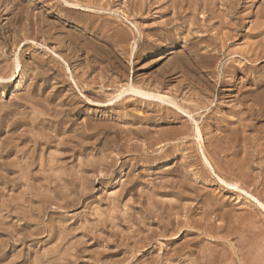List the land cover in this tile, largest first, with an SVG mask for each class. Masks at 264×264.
<instances>
[{
  "label": "rangeland",
  "instance_id": "obj_1",
  "mask_svg": "<svg viewBox=\"0 0 264 264\" xmlns=\"http://www.w3.org/2000/svg\"><path fill=\"white\" fill-rule=\"evenodd\" d=\"M88 1L0 0V264H264V0Z\"/></svg>",
  "mask_w": 264,
  "mask_h": 264
},
{
  "label": "bare ground",
  "instance_id": "obj_2",
  "mask_svg": "<svg viewBox=\"0 0 264 264\" xmlns=\"http://www.w3.org/2000/svg\"><path fill=\"white\" fill-rule=\"evenodd\" d=\"M44 1V0H43ZM59 1V0H58ZM83 1H85V0H83ZM114 1V0H113ZM184 1V3H185V0H183ZM190 1V0H189ZM196 1H198V0H196ZM87 3H88V6H83V5H81V4H79V3H72V2H70V0H60V6H59V8L60 9H62V10H64L65 12L67 11V10H75V11H81V12H86V13H90V15L91 14H94L96 11L94 10V8L92 7V5H93V3H96V2H98V1H86ZM138 2V1H137ZM181 2V1H180ZM195 2V1H194ZM193 2V0H192V3H194ZM143 3V2H142ZM164 3V2H163ZM178 3V2H177ZM189 3H191V1L189 2ZM197 3V2H196ZM195 3V4H196ZM199 3V2H198ZM208 3V2H207ZM206 3V4H207ZM240 3V2H239ZM92 4V5H91ZM104 4V3H103ZM106 4V3H105ZM138 4V3H137ZM145 4V3H144ZM183 4V3H182ZM237 4V3H236ZM200 5V4H199ZM205 5V4H204ZM16 6V5H15ZM163 6V5H162ZM178 6V5H177ZM197 6V5H196ZM214 6V5H213ZM142 7V6H141ZM201 7V6H200ZM7 8V7H6ZM24 8V7H23ZM111 8V7H110ZM192 8H193V6H192ZM197 8V7H196ZM205 8V7H204ZM207 8V7H206ZM95 9H98V8H95ZM99 9H100V6H99ZM102 9V8H101ZM139 9V8H138ZM141 9V8H140ZM145 9V8H144ZM143 9V10H144ZM215 9V8H214ZM24 10V9H23ZM29 10V9H28ZM53 10V9H52ZM56 10V9H55ZM58 10V9H57ZM104 10V9H103ZM170 10V9H169ZM197 10V9H196ZM9 11V10H8ZM68 11V12H69ZM71 11V12H72ZM14 12V11H13ZM21 12V11H20ZM23 12V11H22ZM53 12H54V10H53ZM56 12H58V11H56ZM98 12V11H97ZM103 12H105V11H103ZM179 12V11H178ZM25 13V12H24ZM23 13V14H24ZM50 13V12H49ZM52 13V12H51ZM109 13V12H108ZM54 14H55V12H54ZM97 14H99V13H97ZM96 14V15H97ZM100 14H105V15H107L106 13H100ZM113 14H114V12H113ZM116 14V13H115ZM31 16H32V14H30ZM109 15V14H108ZM111 15V14H110ZM116 15H118V14H116ZM49 16H50V14H49ZM53 16V15H52ZM99 16V15H98ZM115 16V15H114ZM121 16V15H120ZM120 16H118L119 18H120ZM205 16V15H204ZM215 16V15H214ZM117 17V16H116ZM117 17V18H118ZM20 18H21V16H20ZM51 18V17H50ZM127 18V17H126ZM203 18V17H202ZM22 19H26V17H24L23 16V18ZM30 19H31V17H30ZM30 19H29V21H30ZM124 19V18H123ZM226 19V18H225ZM126 20H128V19H126ZM122 21V20H121ZM194 21V20H193ZM24 22V21H23ZM39 22V21H38ZM51 22V21H50ZM123 22V21H122ZM227 22V21H226ZM33 23V22H32ZM32 23H31V25H32ZM48 23V22H47ZM23 24V23H22ZM35 24V23H34ZM38 24V23H37ZM46 24V23H45ZM123 24V23H122ZM129 24H130V22H129ZM132 24H133V22H132ZM132 24H130L131 26H134V25H132ZM30 25V24H29ZM28 24H26V26H29ZM129 25V26H130ZM23 27V26H22ZM37 27V26H36ZM136 27V26H135ZM135 27H133V28H135ZM138 27V26H137ZM48 28V27H47ZM125 28V27H124ZM25 29H26V27H25ZM41 29V28H40ZM50 29V28H49ZM57 29V28H56ZM137 29H139V28H137ZM136 29V30H137ZM23 30V29H22ZM26 30H28V28L26 29ZM25 30V31H26ZM58 30V29H57ZM118 30V29H117ZM133 30V29H132ZM51 31V30H50ZM50 31H48V33H50ZM135 31V30H134ZM140 31V30H139ZM39 32H40V30H39ZM120 32V31H119ZM119 32H117V34L119 33ZM124 32V31H123ZM137 32V31H136ZM135 32V33H136ZM47 33V32H46ZM45 33V34H46ZM44 34V33H43ZM52 33H50V35H51ZM120 34V33H119ZM140 34V33H139ZM138 33H137V35H139ZM23 35H24V33H23ZM34 35V34H33ZM41 35V34H40ZM49 35V36H50ZM46 37L48 36V34L47 35H45ZM128 36V35H127ZM52 37V36H51ZM57 37V36H56ZM118 37V36H117ZM122 37H124V36H122ZM27 38V37H26ZM121 38V37H120ZM119 38V39H120ZM23 39V38H22ZM25 39V38H24ZM51 39V38H50ZM63 39V38H62ZM118 39V40H119ZM123 38H121V40H122ZM125 39V38H124ZM26 40V39H25ZM54 40V39H53ZM127 41V40H126ZM125 41V42H126ZM136 42V41H135ZM118 43H120L119 41H118ZM123 43V42H122ZM79 44V43H78ZM132 44H134V43H132ZM125 45V44H124ZM259 45V44H258ZM134 47H132L131 48V51L132 52H135V51H137V45H133ZM117 47V46H116ZM256 49V48H255ZM254 49V51H256ZM253 52V51H252ZM256 53V52H255ZM166 55V54H165ZM248 55V54H247ZM214 60V59H213ZM210 61V60H209ZM20 65V64H19ZM214 65V64H213ZM20 67V66H19ZM180 70V69H179ZM200 73V72H199ZM196 75V74H195ZM142 80V79H141ZM5 81V79H2L1 77H0V84L2 83V82H4ZM190 82V81H189ZM200 84V83H199ZM146 86V85H145ZM157 89V88H156ZM158 90V89H157ZM123 92H121L120 93V95H118V98H122V97H124L123 95H124V92H126L127 91V93H129V94H133V95H135L138 99H141V100H143V101H145L146 103L148 102V103H159V105L160 104H164V105H167L168 106V104L169 103H172V101L173 100H171V99H169V98H166V97H163L161 94L160 95H158V94H154V93H151V92H148V91H145V90H142V89H137L135 86H131L130 87V89H126V91L125 90H122ZM170 91H172V90H170ZM184 95V94H183ZM192 97V96H191ZM171 100V102L169 101V100ZM258 99V98H257ZM169 101V102H168ZM173 105H175V104H173ZM166 107V106H165ZM175 107V106H174ZM180 107V106H179ZM176 108V107H175ZM178 108V107H177ZM182 110V109H181ZM261 110V109H260ZM256 111V110H255ZM257 112V111H256ZM151 116V115H150ZM190 116V115H189ZM190 117H192V116H190ZM194 121V120H193ZM244 121V120H243ZM196 121H194V123H195ZM193 123V122H192ZM199 125H198V123L196 122V128H195V135H196V138H199V139H201L202 138V133H201V130H200V127H198ZM185 127V126H184ZM248 128V127H247ZM229 129V128H228ZM185 130V129H184ZM183 130V131H184ZM231 130V129H230ZM149 131V130H148ZM226 132V131H225ZM248 133V132H247ZM234 134H235V131H234ZM239 134V133H238ZM147 136H149V134L147 135ZM151 137V136H150ZM149 137V138H150ZM168 137V136H167ZM242 137H244V136H242ZM174 138V137H173ZM150 139H153V138H150ZM160 140V139H159ZM218 145V144H217ZM182 147V146H181ZM150 148V147H149ZM237 149V148H236ZM192 150V149H191ZM148 151H149V149H148ZM186 151V150H185ZM240 151V150H239ZM187 155H188V153H187ZM222 157V156H221ZM196 158V157H195ZM204 159V163H205V165L204 166H206L207 167V170L208 171H205V173H207V172H210V173H212L213 175L215 174V172L217 171H214V167H212V165H211V163L208 161V159L205 157V155H204V157H203ZM240 158V157H239ZM193 159V158H192ZM246 159H248V158H246ZM250 159V158H249ZM179 161V160H178ZM194 161V160H193ZM236 161V160H235ZM246 163V162H245ZM241 164H243V162L241 163ZM249 165V164H248ZM182 166V165H181ZM194 166V165H193ZM244 166V165H243ZM205 167V168H206ZM245 167V166H244ZM179 168V167H178ZM242 168V167H241ZM219 171V170H218ZM200 172V171H199ZM229 172V171H228ZM187 173H188V171H187ZM259 174V173H258ZM203 175V174H202ZM207 175H208V173H207ZM217 175V174H216ZM209 176H210V174H209ZM194 177V176H193ZM219 177V176H218ZM238 177V176H237ZM251 177V176H250ZM208 178V177H207ZM243 178V177H242ZM224 184H225V186L228 188V190H235V189H237L238 190V186L236 185V184H233V183H227V182H225V181H223L222 179H220ZM184 183V182H183ZM238 184V183H237ZM170 185V184H169ZM184 186V185H183ZM187 187H189V186H187ZM190 187H192V186H190ZM245 187V186H244ZM180 189V188H179ZM184 189V188H183ZM245 189V188H244ZM240 190V189H239ZM181 191V190H180ZM183 191V190H182ZM243 191V190H242ZM246 193V192H245ZM263 194H264V192H262ZM182 194H184V196L186 195L185 193H181V197H182ZM258 194V193H257ZM248 195V194H247ZM264 196V195H263ZM217 198V197H216ZM158 201V200H157ZM218 201V200H217ZM260 203V202H259ZM258 203V204H259ZM147 204V203H146ZM262 204V203H261ZM177 205V204H176ZM213 205V204H212ZM148 206H150V205H148ZM181 206V205H180ZM216 206H218V205H216ZM174 207L175 206H172V207H169V211H170V213L172 214V211L174 210ZM210 207V206H209ZM262 207V206H261ZM264 207V206H263ZM149 208H151V207H149ZM149 208H147V209H149ZM215 208V207H214ZM220 208H222V207H220ZM209 210V209H208ZM263 210H264V208H263ZM190 211V210H189ZM254 211V210H253ZM145 212H148V210L147 211H145ZM186 212V211H185ZM213 212V211H212ZM225 212V211H224ZM233 212V211H232ZM231 212V213H232ZM226 213V212H225ZM147 214V213H146ZM213 214V213H212ZM242 214V213H241ZM149 215V214H148ZM166 215V214H165ZM174 215V214H173ZM186 215V214H185ZM226 216H227V214H226ZM218 217V216H217ZM222 217V216H221ZM238 216H236V218H237ZM241 217V216H240ZM245 217V216H244ZM244 217H241L242 219H240V218H238V220H236L235 222H234V224H236V223H238V222H241L242 221V223H239L238 224V227L239 226H241V224L243 225L244 223H243V220H244ZM149 218V217H148ZM147 218V219H148ZM175 218V217H174ZM205 218V217H204ZM206 218H207V216H206ZM215 218V217H214ZM210 219H211V217H210ZM213 219V218H212ZM216 219V218H215ZM241 221H240V220ZM198 220H200V219H198ZM214 220V219H213ZM230 220V219H229ZM233 220V219H232ZM235 220V219H234ZM178 221V220H177ZM176 221V222H177ZM204 221H206V220H204ZM204 221H202L203 223H204ZM207 221H209V218H208V220ZM169 222V221H168ZM222 222V221H221ZM232 222V221H231ZM230 222V223H231ZM244 222H246V221H244ZM164 223V222H163ZM178 223V222H177ZM179 223H181V221L179 222ZM208 222H206L205 224H207ZM212 223H213V221H212ZM186 224V223H185ZM199 224V223H198ZM205 224H204V226H205ZM211 224V222H209V224H207V226H206V231H207V228H208V225H210ZM214 224H216V222L214 223ZM233 224V225H234ZM167 225V224H166ZM183 225V224H182ZM189 225V224H188ZM191 225V224H190ZM227 225H228V223H227ZM230 226H231V230H232V224H229ZM246 225H247V223H246ZM180 226V225H179ZM186 226V225H185ZM194 226V225H193ZM199 226H201V223H200V225ZM204 226H201V227H203V228H205ZM213 226H215V225H213ZM218 226H221L220 225V223H219V225ZM223 226V225H222ZM221 226V227H222ZM226 226V225H225ZM235 226V225H234ZM245 226V225H244ZM188 227H190V226H188ZM195 227V226H194ZM236 227V226H235ZM176 228V227H175ZM178 228V227H177ZM176 228V229H177ZM196 228V227H195ZM209 228H212V226L210 225L209 226ZM209 228H208V230H209ZM215 228V227H214ZM223 228H224V226L222 227V230H223ZM226 228V227H225ZM237 228V227H236ZM242 228H244L243 226H241L239 229H242ZM247 228V227H246ZM183 229H184V226H183ZM201 229V228H200ZM216 229V228H215ZM217 229L218 230H220V228L219 227H217ZM230 229V228H229ZM229 229H228V231H229ZM235 228H233V230H234ZM236 230V232L237 231H241V230ZM173 230V229H172ZM212 230V229H211ZM226 230V229H225ZM168 231V230H167ZM177 231V230H176ZM181 231V230H180ZM206 231H204V234H206V233H208L207 235H209V236H211L212 237V233L211 234H209L210 232H206ZM212 231H214V230H212ZM211 231V232H212ZM224 231V230H223ZM227 231V232H228ZM235 231V230H234ZM243 231H244V229H243ZM258 231V230H257ZM217 232V231H216ZM230 232V231H229ZM218 233V232H217ZM235 232H233V234H234ZM244 233V232H243ZM261 233V232H260ZM203 234V235H204ZM215 234V236H216V233H214ZM213 234V235H214ZM231 235L230 236H232L233 234L232 233H230ZM200 235H202V234H200ZM202 235V236H203ZM229 235V234H228ZM181 236H182V234H181ZM184 236V235H183ZM201 236V237H202ZM205 236V235H204ZM179 237V236H178ZM207 237V236H206ZM205 237V238H206ZM210 237V238H211ZM238 237V236H237ZM245 237V236H244ZM180 238V237H179ZM197 238V237H196ZM195 238V239H196ZM204 238V237H203ZM194 239V240H195ZM198 239H200V238H198ZM245 239V238H244ZM212 240H214V238H212ZM216 240V239H215ZM218 240V239H217ZM256 241V240H255ZM254 241V242H255ZM216 242V241H215ZM246 242V241H245ZM244 242V243H245ZM258 242V241H257ZM257 242H255L256 244H257ZM198 243H199V241H198ZM236 243H237V241H236ZM241 243H242V241H241ZM260 243H261V240H260ZM193 244V243H192ZM195 244H196V242H195ZM185 245H187V244H185ZM208 245V244H207ZM181 246V245H180ZM179 246V247H180ZM240 246V245H239ZM259 246V245H258ZM210 247V246H209ZM178 248V247H177ZM185 248V247H184ZM187 248H188V246H187ZM259 248H260V246H259ZM179 249V248H178ZM210 249H212V248H210ZM217 249V248H216ZM254 249V248H253ZM188 250H189V248H188ZM199 250V249H198ZM206 250V249H205ZM171 251V250H170ZM178 251H180V250H178ZM186 251V250H185ZM203 251V250H202ZM211 252H212V250H210ZM216 251V250H215ZM214 248H213V254L211 253V252H209L208 251V253H211V254H209V255H205L206 257H204V256H202L201 257V259H203V258H207V260H208V262L206 263V264H216V255H214ZM173 252V251H172ZM181 252V251H180ZM179 252V253H180ZM184 252V251H183ZM169 253V252H168ZM177 253V252H176ZM187 253H190V252H187ZM186 253V254H187ZM192 253V252H191ZM199 253V252H198ZM204 253H206L205 251H204ZM203 253V254H204ZM257 253H259V252H257ZM175 254V253H174ZM173 254V255H174ZM182 254V253H181ZM207 254V253H206ZM215 254H216V252H215ZM180 255V254H179ZM193 255V254H192ZM199 255V254H198ZM224 255V254H223ZM171 256V255H170ZM184 256H186V255H184ZM194 256V255H193ZM245 256V255H244ZM246 256H248V255H246ZM174 257L175 256H173V259H174ZM176 257H178V256H176ZM180 257V256H179ZM178 257V259H180ZM253 257V256H252ZM259 257V256H258ZM169 258V257H168ZM196 258V257H195ZM218 258V257H217ZM254 258V257H253ZM181 259H182V257H181ZM169 260V259H168ZM171 260V259H170ZM194 260V259H193ZM198 260V259H197ZM199 260H200V257H199ZM195 261V262H199L200 263V261ZM225 260V259H224ZM181 261V260H180ZM203 261V260H202ZM202 261H201V263H202ZM206 261V260H205ZM204 261V262H205ZM251 261V260H250ZM256 261V260H255ZM158 262V261H157ZM162 263H164L163 261H161ZM195 262H193V264L195 263ZM171 263V262H170ZM264 263V262H263ZM158 264V263H157ZM166 264V263H165ZM191 264H192V262H191ZM202 264H205V263H202ZM257 264V263H256ZM261 264V263H260Z\"/></svg>",
  "mask_w": 264,
  "mask_h": 264
}]
</instances>
